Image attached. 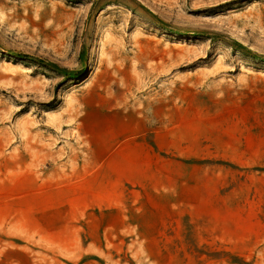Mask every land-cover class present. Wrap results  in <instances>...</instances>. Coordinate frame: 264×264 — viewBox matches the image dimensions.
<instances>
[{
    "label": "rangeland",
    "instance_id": "rangeland-1",
    "mask_svg": "<svg viewBox=\"0 0 264 264\" xmlns=\"http://www.w3.org/2000/svg\"><path fill=\"white\" fill-rule=\"evenodd\" d=\"M0 264H264V0H0Z\"/></svg>",
    "mask_w": 264,
    "mask_h": 264
},
{
    "label": "trees",
    "instance_id": "trees-1",
    "mask_svg": "<svg viewBox=\"0 0 264 264\" xmlns=\"http://www.w3.org/2000/svg\"><path fill=\"white\" fill-rule=\"evenodd\" d=\"M81 72H78L77 75H80Z\"/></svg>",
    "mask_w": 264,
    "mask_h": 264
}]
</instances>
